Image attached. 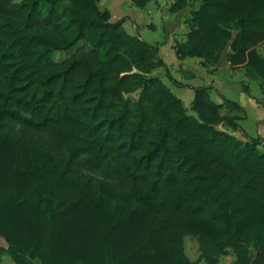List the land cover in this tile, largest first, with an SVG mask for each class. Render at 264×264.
<instances>
[{"label": "trees", "instance_id": "1", "mask_svg": "<svg viewBox=\"0 0 264 264\" xmlns=\"http://www.w3.org/2000/svg\"><path fill=\"white\" fill-rule=\"evenodd\" d=\"M199 1L178 57L215 67L230 46L231 66L264 80V0ZM99 2L0 0V86L28 91L0 95V264H194L187 234L209 264L230 250L264 264V138L211 86L194 88L189 113L153 74L188 86L158 46Z\"/></svg>", "mask_w": 264, "mask_h": 264}, {"label": "crops", "instance_id": "2", "mask_svg": "<svg viewBox=\"0 0 264 264\" xmlns=\"http://www.w3.org/2000/svg\"><path fill=\"white\" fill-rule=\"evenodd\" d=\"M152 1L153 0H147L143 6L136 4L133 0H107L105 2L104 0H100L99 4L102 9L109 11L110 20L112 22H116L124 18L125 20L123 22V26L129 33L134 34L128 30V25L132 23V27L135 31V34L140 36L141 39L153 45H157L159 48V54L163 58L167 66L170 65V63L166 60V55L171 56V54L169 53L175 52L176 57L174 64L176 65V71L179 73L178 78L176 77L175 79L188 85L187 87H181L173 84L170 80L167 81L165 73V76H163V80L173 89L175 93L177 92V90H179L180 92H184V89H189L193 93L190 98L193 101L195 97V87L197 88L203 86H211V94H222V96L219 94L218 97L219 100L223 102V96H225L223 87L232 84H238L239 82L234 80V77H236V75L238 74H240L242 77L240 81L242 83V86H238L239 91L242 95L246 94L250 96V98H255V95L252 94L254 92L251 89L250 85V82L252 80L257 81L258 83L257 91H261L262 93H264L263 79H256L248 76L244 66H237L235 68L231 66L228 57L231 51L230 46H228L227 49L224 51L219 64L215 67L204 66L201 63V59L198 57H186L185 59H180L178 57L175 45L177 44V42H182L186 40L187 33L190 30V27L186 20L190 16L192 11L200 8L202 4L201 2H198L197 6L195 7L189 4L184 9L177 12H173L171 10V6L174 0H154L153 3ZM222 67H226L230 70V78L227 79V77L220 76V71ZM168 68L170 67L168 66ZM157 69L158 68L153 71L154 75L158 74ZM157 76L161 77V74ZM244 85H247L248 91L244 90ZM187 96L189 97L190 95ZM239 104L242 106L243 111L236 110L233 112V115L238 116L240 117V119H242L243 117H246V105L242 102ZM256 105L264 107V100L257 99ZM225 129H227L229 132L233 133L237 137L244 139V135L239 134V132L228 128ZM263 131L264 118L262 120H259L258 125V134L262 138H264ZM0 246L8 247V243L6 244L2 239H0Z\"/></svg>", "mask_w": 264, "mask_h": 264}, {"label": "rangeland", "instance_id": "3", "mask_svg": "<svg viewBox=\"0 0 264 264\" xmlns=\"http://www.w3.org/2000/svg\"><path fill=\"white\" fill-rule=\"evenodd\" d=\"M107 0H104V2ZM154 1V0H153ZM152 1V3H153ZM161 1V0H160ZM198 2H200L199 0H192L191 1V5L193 7L197 6ZM128 30L131 31L132 33L135 34V31L132 27V23H130L128 25ZM163 37H164V33H163ZM149 40V39H147ZM257 49L259 50L260 53L264 54V43L259 44L257 46ZM66 53L65 52H57L55 58L61 59L63 57H65ZM170 55H166V60L170 63V65H168L170 68V72L173 75L174 78H178L179 73L176 71L175 69V52L174 53H169ZM172 65V67H171ZM230 70L226 67H222L221 71H220V76L222 77H227L230 78ZM157 72L159 74H161V77L163 78V76H165L166 73V68L162 67V68H158ZM176 72V74H175ZM242 74V73H241ZM242 79L241 75L238 74L236 75V77H234V80L239 82L238 84H232L229 86H224L223 90L225 93V97L230 99V100H234L236 102L239 103H244L246 105V117H243L242 119L239 120V123L244 127L245 132L251 136V137H258V125H259V120H262L264 118V107L261 106H257L256 105V100H264V93H262L261 91L258 92L257 88H258V83L255 80H252L250 82L251 85V89L253 90L254 93H252L253 95H255V98H250V96L246 95V94H241L239 91V87L238 86H242V83L240 82ZM167 81H169L168 78H166ZM9 83L5 82V84H3L2 86H0V95L2 96L1 101L4 102L6 100L9 101V103H12L16 100L17 97H23L25 95L26 92H28L27 90H22V91H14L13 88L11 86H8ZM178 88V87H176ZM184 92H180L179 90H177L176 94L182 98L184 100L185 106L188 109V112L191 114H195V112L193 111L192 107H191V96L193 95L192 91H190L189 89L187 90H183ZM187 95H190L189 97ZM219 94L217 93H213L212 97L216 102H221L219 100L218 97ZM10 96V99H7V97ZM255 99V100H253ZM10 109L13 110H20L19 107L17 106H10ZM225 113L228 112L227 109H224ZM239 132V134L243 135L242 131H237ZM264 132V131H263ZM264 134V133H263ZM245 139V136H244ZM0 239H2L6 244V240L0 236ZM184 251L185 254L187 255V257L189 258V260L194 263V264H209L203 257H202V251L200 248V243L197 237L191 235V234H187L184 237ZM253 253L255 254L256 251L253 250ZM2 264H16L14 262V260L8 255L5 254L3 257V261ZM218 264H237V259H236V255L230 250V252H228V254L225 255H221L220 256V260Z\"/></svg>", "mask_w": 264, "mask_h": 264}]
</instances>
